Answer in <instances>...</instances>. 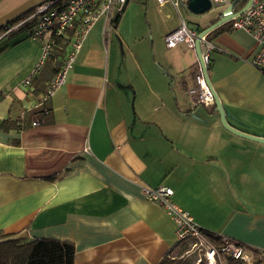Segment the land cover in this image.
<instances>
[{
	"label": "crops",
	"instance_id": "0c3cea01",
	"mask_svg": "<svg viewBox=\"0 0 264 264\" xmlns=\"http://www.w3.org/2000/svg\"><path fill=\"white\" fill-rule=\"evenodd\" d=\"M43 1L0 0V34ZM123 18L94 23L45 103L23 83L41 56L33 23L0 41V230L70 240L75 264H158L181 245L173 219L143 193L163 184L202 229L264 251V143L228 130L216 107L191 104L197 54L164 40L180 20L155 36L150 26L143 56L123 43ZM209 36L228 122L264 136L254 38L230 26ZM8 118L19 129H3Z\"/></svg>",
	"mask_w": 264,
	"mask_h": 264
},
{
	"label": "built area",
	"instance_id": "2783aa9c",
	"mask_svg": "<svg viewBox=\"0 0 264 264\" xmlns=\"http://www.w3.org/2000/svg\"><path fill=\"white\" fill-rule=\"evenodd\" d=\"M129 0H45L36 5L33 11L23 20L6 24L3 32L0 34V41L11 34L16 29L27 24L33 23L30 37L41 43V56L32 72L25 78L24 85L28 86L33 78L44 67L55 36L65 33V31L79 22L77 35L73 40L67 58L61 70L52 80L48 92L43 96L42 102L45 103L53 94L54 90L61 86L66 79L68 70L73 66L75 58L80 51L82 43L89 33L94 23L100 17H106L110 22L121 17L126 9ZM188 1V0H184ZM235 0H211L212 6L222 7L223 11ZM250 1L249 7L242 13L233 16L226 24L233 29H240L248 32L255 40L258 49L251 62L257 67H264V0H240L233 12L242 9ZM160 8L172 5L178 10L179 0H158ZM239 5V6H238ZM243 5V7H241ZM201 28L190 26L186 20L180 17L177 27L169 31L165 37V43L168 48H173L184 44L190 49L195 50L196 41L199 39ZM202 49V63L191 72L194 77L193 85L187 90L191 99V104H202L210 107L215 105L214 95L211 87L208 85L203 72V65L209 69L211 65V54L216 49V44L210 38L209 32L200 37ZM203 64V65H202ZM35 120L33 124H39ZM85 150H88L86 148ZM145 197L158 204L173 219L175 223L178 242L192 240L194 245L201 248L204 252L206 264L218 263L217 249L211 245L202 233V228L195 221L194 217L184 209L174 199L175 191L167 185L157 187H143ZM223 252L227 255L242 259L247 264H252L254 252L242 244H238L231 238L224 237ZM201 261V258L199 259Z\"/></svg>",
	"mask_w": 264,
	"mask_h": 264
},
{
	"label": "trees",
	"instance_id": "16d2710c",
	"mask_svg": "<svg viewBox=\"0 0 264 264\" xmlns=\"http://www.w3.org/2000/svg\"><path fill=\"white\" fill-rule=\"evenodd\" d=\"M119 20L120 17L116 18L114 22L118 23ZM78 27L79 22H76L65 33L55 36L52 49L46 58L44 67L28 85V93L35 99L36 103L43 100V96L48 92L52 80L63 67L71 44L77 35ZM226 27H229V24L221 25L218 29ZM215 107L214 105L213 108ZM1 127L5 130L19 129L17 122L10 118L5 119L1 123ZM202 233L207 241L217 249V264H247L242 259L233 258L223 252V236L206 229H202ZM236 242L244 245L239 241ZM183 244H186V242L181 243V245ZM250 250L255 254L252 264H259L264 261V251L255 248H250ZM75 258L76 246L70 240L52 237L32 238L26 233H6L0 230V264H75ZM158 264L191 263L184 257L171 255L170 253L164 256Z\"/></svg>",
	"mask_w": 264,
	"mask_h": 264
},
{
	"label": "rangeland",
	"instance_id": "374dc122",
	"mask_svg": "<svg viewBox=\"0 0 264 264\" xmlns=\"http://www.w3.org/2000/svg\"><path fill=\"white\" fill-rule=\"evenodd\" d=\"M239 6V5H238ZM223 11L222 7L212 6L204 13H194L188 7V3L184 0H179L178 10L172 5L160 8L158 0H129L126 10L123 13L122 36L125 42L131 46V49L138 51L144 56V35H149L150 26L152 27L153 35L161 34L166 26V20H180L184 18L186 22L193 27L207 28L208 24L218 18ZM103 18H105L103 16ZM207 26V27H205ZM110 28V27H109ZM112 25V29L114 30ZM151 40V37L148 36ZM146 42V41H145ZM148 43V41H147ZM120 50L123 52L124 58H130L131 50H126L119 43ZM128 49V48H127ZM171 255L184 257L191 264H206L204 252L201 248L194 245L192 240L186 241V244L180 245ZM201 258V261L199 260Z\"/></svg>",
	"mask_w": 264,
	"mask_h": 264
},
{
	"label": "water",
	"instance_id": "95a60500",
	"mask_svg": "<svg viewBox=\"0 0 264 264\" xmlns=\"http://www.w3.org/2000/svg\"><path fill=\"white\" fill-rule=\"evenodd\" d=\"M238 1H240V0H235L231 5H229L224 11H222L220 13L217 20L214 23H212L207 28H204L201 30V33L199 35V39L196 41V47H195V52L197 54V58H198V61L200 63H202V49H201L200 37L203 34H205L207 32L210 33L211 31L215 30L219 26L226 24L233 16H235L237 14H242L250 5V1H248L242 9H240L237 12H233V8ZM187 3H188L189 9L191 11H193L194 13H204L212 7L211 0H188ZM196 28L200 29L199 26ZM203 72L205 75L206 82L208 83V85L211 87V89L213 91L215 106H216V109L220 113L222 124L228 130L232 131L233 133H235L239 136H242L244 138H248V139H251V140H254L257 142H263L264 143V136H258L256 134L248 133L246 131H243L241 129H238V128L232 126L228 122L227 117H226L225 108L221 102L220 97L218 96L217 92L213 88V85H212V82H211L210 76H209V71L204 65H203Z\"/></svg>",
	"mask_w": 264,
	"mask_h": 264
}]
</instances>
